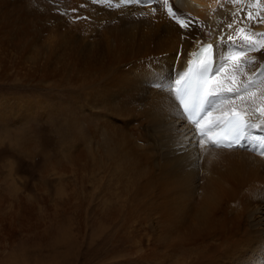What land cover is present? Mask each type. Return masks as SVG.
I'll return each instance as SVG.
<instances>
[{
  "label": "bare ground",
  "instance_id": "bare-ground-1",
  "mask_svg": "<svg viewBox=\"0 0 264 264\" xmlns=\"http://www.w3.org/2000/svg\"><path fill=\"white\" fill-rule=\"evenodd\" d=\"M4 1L0 69L52 93L35 109L34 92L0 94V118L18 123L40 113L48 120L42 194L49 198L52 178L55 209L64 217L76 212L81 224L73 202L80 200L91 218L70 241L56 216L68 241L52 240L55 263L77 264L76 248L88 235V264H264V148L257 139L264 128L248 129L244 147L197 146L174 86L196 49L212 42L215 52L235 57L214 76L213 88L256 81L212 118L241 112L264 125V0ZM229 37L248 39L256 50L237 56L241 45ZM22 201L14 208L0 189V222L25 228L30 213ZM23 250H11L6 264H29V248Z\"/></svg>",
  "mask_w": 264,
  "mask_h": 264
},
{
  "label": "rangeland",
  "instance_id": "rangeland-1",
  "mask_svg": "<svg viewBox=\"0 0 264 264\" xmlns=\"http://www.w3.org/2000/svg\"><path fill=\"white\" fill-rule=\"evenodd\" d=\"M144 1H146L147 3L150 1L156 2V0H144ZM2 2H7V1L2 0ZM173 76L174 78H176L175 75ZM32 92H34L37 95L36 98H31ZM51 93L52 91L46 88L45 86H43L40 82L29 85L26 84L18 76L11 75L8 71L0 69V94H3V96L5 97H10V99L12 97L31 98L32 100L30 101V103L34 105V109H35L38 105H41L38 102L39 99H44L48 95H51ZM54 100H55V96L53 97V103L55 104ZM28 119L29 120L21 118L18 121V123H16L15 120L0 118V189L2 190V192H4L5 196L10 200V202L12 201V206H14V208L16 206L17 209L19 208L18 202L20 203L22 200H23L22 202L24 203L26 202L25 209L28 208L27 215L28 213H30L31 215V220H30V215H28L29 219L26 217L29 220V221L27 220L28 223L26 222L27 223L26 225L28 227L26 228V225L24 226L26 230L25 228L19 229L17 225L12 221H11L12 223L6 221L0 222V252H1L0 264H6L8 262L7 259L8 255L13 254L14 252L16 253L19 252V254L22 255L25 252V250H23L22 253H20L21 250L22 249L27 250L28 248H29V255L31 256L30 258H28L29 264H31V262L33 264L36 261H38V264H42L43 263L42 261L46 259L45 261L47 262L48 261L47 259H51V258L53 261V262L51 261L52 262L51 264H59V263H55V261L53 260L56 252L53 251L54 250L53 248L55 246H52V240L53 242L55 241L53 245H56V241H57L56 236H58L57 239L60 238L59 242L65 240L68 241L69 237H71L70 241H74L75 239L78 238L79 235V233L76 230L87 228V225L89 224L88 221L89 219L91 220V218L88 217L87 219V214L85 216L83 213H81V207H83V204L80 200H75L73 202L75 203V207H76L75 209L77 210V212L81 214L82 218H84L81 224L79 223V220L74 221L75 220L74 217L78 216L76 212L73 211L69 212L68 213L69 216L64 217V215H62L60 210L55 209L54 203H57L59 199L53 193L55 180L52 178H50L48 181V185L50 188L49 198H45L44 195L42 194L43 190H41V187L43 188V186H41L42 180L40 179H41V172L46 165V161L44 159V153L40 152V150L42 149L41 136H43L44 126L46 124H49V122L40 113H38L36 117H30ZM51 155L53 157L52 153ZM22 189L24 190L22 191ZM39 190H41V192ZM51 192L52 194H50ZM13 202L15 203V205H13L14 204ZM50 202H52L53 205L50 204ZM48 204H50L51 207L48 206ZM54 210H56L57 212H55ZM63 214H65V212ZM89 214L91 215V213ZM56 216L62 217V219H64L63 221H65L64 224L67 225V227H65L66 229L69 230L67 239L65 235H62L63 231L65 230L63 229L64 225L62 224L60 219ZM67 220L69 221V223ZM47 223H49V225ZM77 223L79 224L77 225ZM72 225L75 226L71 227ZM7 229L9 231H7ZM4 233H7V235H4ZM60 233H61L60 235L61 237L58 235ZM46 235L47 237H45ZM48 238H50V240H48ZM8 241H10L11 244H9ZM87 241H88V235L86 236V239L83 243L84 245L83 248L80 250L76 248V251H80L76 255L77 264H88V253L85 252V244L87 243ZM48 242L51 243L52 247L50 246V244H48ZM35 248L36 250H34ZM41 248L42 250H40ZM44 249H48V250H44ZM11 250H13L14 252L13 251L11 252ZM37 250H40L41 252ZM35 251H37L38 254ZM4 252L6 253L5 257H4L5 254ZM42 252L45 253L43 254ZM33 255H35L34 259L32 257ZM48 255H50L51 258L48 257ZM20 258L21 257L17 258L19 263H20ZM4 260L6 261L2 262ZM33 260H35V262H33ZM66 260L67 262L65 263ZM66 260L61 263L74 264L72 261L73 259L72 260L66 259ZM71 261L72 263H69ZM48 262L47 264H50ZM35 264H37V262ZM43 264L46 263L44 262Z\"/></svg>",
  "mask_w": 264,
  "mask_h": 264
},
{
  "label": "snow or ice",
  "instance_id": "snow-or-ice-1",
  "mask_svg": "<svg viewBox=\"0 0 264 264\" xmlns=\"http://www.w3.org/2000/svg\"><path fill=\"white\" fill-rule=\"evenodd\" d=\"M124 2L131 3L132 0H124ZM140 3L141 0H136ZM160 0H156L159 3ZM167 3V0H164ZM111 7L112 5L109 4ZM76 12L77 9H72ZM156 9H153L155 12ZM169 15L176 18V13L172 12L169 8ZM143 14V13H142ZM183 15V14H181ZM79 18V17H75ZM181 28H188L189 24L181 21ZM229 28L232 25H228ZM243 31V29H241ZM264 35V34H261ZM229 40L233 44L239 43L241 45L239 52L236 53L238 56L240 53L245 51L256 50L255 44L250 40L245 39L243 41H233L231 37ZM226 47V46H225ZM202 52L206 53L199 61L194 62L193 66L188 68L187 72L179 75L178 79H174L175 86V97L179 101V105L183 106V114L185 123L191 122L194 125L192 131V140L196 141L197 146L212 145L217 148H238L242 145L240 141L245 138H252L248 132V129L255 127L257 131L264 128V125H256L252 121H245L238 115L224 114L215 119L212 118V113L221 111L225 103H230L247 93L250 88L256 84L255 80L250 81L247 84L233 87H209V83L214 76H217L225 67L228 59L235 58L231 53L225 55L223 52L216 51L215 55L213 52V45L207 44L206 47L202 48ZM264 56V52H261ZM214 59L218 62L219 66L213 71ZM242 63H249L248 61H242ZM252 63H255L254 61ZM261 84H264V69L259 73ZM158 87H160L158 85ZM169 90L173 87V84H169ZM217 130H223L225 135L230 139H212L210 134H216ZM197 136L199 139L197 140ZM261 147L264 148V137L257 138ZM264 155V151L261 152Z\"/></svg>",
  "mask_w": 264,
  "mask_h": 264
}]
</instances>
